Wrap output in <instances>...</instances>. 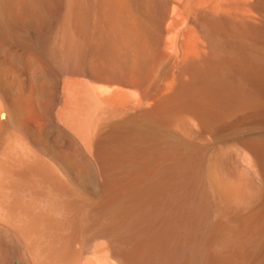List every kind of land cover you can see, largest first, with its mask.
<instances>
[{
    "label": "bare ground",
    "instance_id": "6f19581e",
    "mask_svg": "<svg viewBox=\"0 0 264 264\" xmlns=\"http://www.w3.org/2000/svg\"><path fill=\"white\" fill-rule=\"evenodd\" d=\"M0 264H264V0H0Z\"/></svg>",
    "mask_w": 264,
    "mask_h": 264
}]
</instances>
